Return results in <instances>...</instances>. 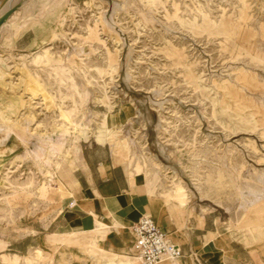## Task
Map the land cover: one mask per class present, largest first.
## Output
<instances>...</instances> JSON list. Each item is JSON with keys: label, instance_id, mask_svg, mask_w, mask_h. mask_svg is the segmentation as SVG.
I'll list each match as a JSON object with an SVG mask.
<instances>
[{"label": "rangeland", "instance_id": "374dc122", "mask_svg": "<svg viewBox=\"0 0 264 264\" xmlns=\"http://www.w3.org/2000/svg\"><path fill=\"white\" fill-rule=\"evenodd\" d=\"M20 12L39 24L15 45L0 34V140L19 139L0 151V264H144L134 247L104 250L107 235L98 247L94 232L43 231L70 204L61 164L96 146L144 183L156 175L151 194L177 219L187 204L216 217L239 264H264V0H30ZM42 32L48 45L29 47Z\"/></svg>", "mask_w": 264, "mask_h": 264}, {"label": "crops", "instance_id": "0c3cea01", "mask_svg": "<svg viewBox=\"0 0 264 264\" xmlns=\"http://www.w3.org/2000/svg\"><path fill=\"white\" fill-rule=\"evenodd\" d=\"M28 1H0V13L15 8L8 21L0 27L1 35L8 34V45L20 42L32 30L37 31L38 20L20 15L21 9ZM36 34L29 47L38 50L48 45L50 33ZM98 147L105 148L96 146L87 150L86 155H83L81 149L61 164L57 179L72 194V198L69 206L66 205L43 231L52 230L50 233L55 234L60 230H91L103 224L108 228L107 239L103 243L104 250L123 255L134 247L133 226L143 216H149L169 234L173 243L182 248L184 257L180 259V264L242 262L243 259L236 251L240 244L223 240L225 233L219 228L216 217L200 213L195 208L193 210L187 204L183 208V221L177 219L170 213L171 204H167L164 198L158 196L157 189L154 194L148 192L143 178L136 175V169L132 170L117 163L114 154L113 157L108 154L99 158ZM175 205L180 204L176 202ZM43 233L36 232L37 235ZM216 234H219V237L211 239V235ZM242 249L247 252L245 248ZM225 251L229 254L224 255Z\"/></svg>", "mask_w": 264, "mask_h": 264}, {"label": "built area", "instance_id": "2783aa9c", "mask_svg": "<svg viewBox=\"0 0 264 264\" xmlns=\"http://www.w3.org/2000/svg\"><path fill=\"white\" fill-rule=\"evenodd\" d=\"M132 231L135 252L144 264H158L184 257L182 248L170 240L169 234L152 217L143 216Z\"/></svg>", "mask_w": 264, "mask_h": 264}, {"label": "bare ground", "instance_id": "6f19581e", "mask_svg": "<svg viewBox=\"0 0 264 264\" xmlns=\"http://www.w3.org/2000/svg\"><path fill=\"white\" fill-rule=\"evenodd\" d=\"M28 1V0H27ZM18 4V3H17ZM15 11V8L9 9V10H5L4 12L0 13V21L5 18V22L3 24L0 25V27H2L9 19V17L12 15V13ZM6 27V26H5ZM2 131V129L0 130ZM14 132H10L9 134L5 135L4 137L1 138L0 140V151L1 152H5L7 151H14V149L16 148V143L19 139L17 140H11V136L13 135ZM18 145V144H17ZM7 154V153H6ZM133 178H132V183H133ZM157 181V177L156 175L153 176H149L147 178V180L145 181V186L147 187V190L149 193H152L153 191V186L154 183ZM138 182V181H137ZM58 191L61 193V196L65 199H69L72 198V194L67 191L63 185H59L58 186ZM263 211L258 210V214L259 216L262 215ZM111 218V217H110ZM109 222V221H108ZM105 223V222H104ZM113 224V223H112ZM108 228L106 226H104L103 224H99V226L97 228L91 229V230H81V231H86V232H94L95 233V243L96 245L99 247V245H101V241L104 239ZM133 229V228H132ZM133 232V231H132ZM134 235V234H133ZM135 237V236H134ZM135 239V238H134ZM99 250V249H98ZM130 251V250H129ZM105 252V251H104ZM132 253V252H131ZM176 261V262H175ZM137 262V261H136ZM168 261H163L161 263L158 264H162ZM169 262H174V264H179L178 262H180V260H171ZM136 264V263H135Z\"/></svg>", "mask_w": 264, "mask_h": 264}, {"label": "water", "instance_id": "95a60500", "mask_svg": "<svg viewBox=\"0 0 264 264\" xmlns=\"http://www.w3.org/2000/svg\"><path fill=\"white\" fill-rule=\"evenodd\" d=\"M8 1H12V0H8ZM5 22V18H3L1 21H0V25L3 24Z\"/></svg>", "mask_w": 264, "mask_h": 264}]
</instances>
